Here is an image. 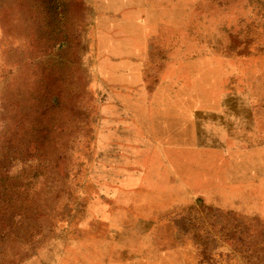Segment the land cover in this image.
<instances>
[{"label":"rangeland","instance_id":"1","mask_svg":"<svg viewBox=\"0 0 264 264\" xmlns=\"http://www.w3.org/2000/svg\"><path fill=\"white\" fill-rule=\"evenodd\" d=\"M0 264H264V0H0Z\"/></svg>","mask_w":264,"mask_h":264},{"label":"trees","instance_id":"2","mask_svg":"<svg viewBox=\"0 0 264 264\" xmlns=\"http://www.w3.org/2000/svg\"><path fill=\"white\" fill-rule=\"evenodd\" d=\"M49 1V3L52 5V6H59V0H48Z\"/></svg>","mask_w":264,"mask_h":264}]
</instances>
